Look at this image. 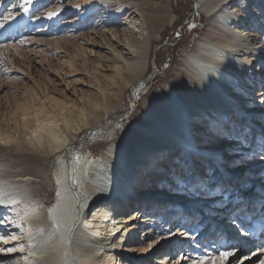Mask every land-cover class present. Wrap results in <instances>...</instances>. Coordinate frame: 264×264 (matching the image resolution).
Returning a JSON list of instances; mask_svg holds the SVG:
<instances>
[{"label": "bare ground", "instance_id": "6f19581e", "mask_svg": "<svg viewBox=\"0 0 264 264\" xmlns=\"http://www.w3.org/2000/svg\"><path fill=\"white\" fill-rule=\"evenodd\" d=\"M90 1V14L104 4L109 17L130 13L121 33L112 31V38L125 41L130 49L118 42L109 44V56L99 55L96 60L90 81L99 91L86 102L95 105L93 112L52 94L44 101L31 94L5 113L6 122L0 123V249H4L0 257L4 264H184L183 259L174 262V253L208 260L225 247L236 248V256L238 249L246 250L250 244L223 223L234 221L216 215H235L241 206L221 203L226 189L259 164L250 160L245 169L238 167L246 159L233 153L241 150L238 140L245 136L255 140L264 134L263 128L257 135L264 124V0H195L193 22L206 18V23L195 31L180 58L172 56L164 66L163 81L148 75L154 45L173 21L167 6L123 0L113 9L111 0ZM133 14L141 21H134ZM108 35L102 33L101 38L108 42ZM139 39L145 42L133 45ZM154 83H158L156 90L148 94L144 89ZM130 90L134 95L128 99ZM123 101L130 104L127 113L134 112L133 117L102 124ZM213 140L220 141V148H215ZM107 141L102 154L95 156L91 145ZM243 151L247 155L248 148ZM177 159L190 160L202 170L215 168V161L222 160L210 185L223 184L225 191L217 188L212 193L216 196L204 198L207 209L216 213L206 223L199 224L201 213L178 208L183 196L177 191L164 192L166 200L151 199L166 176V182L176 187L173 176L183 174ZM257 170L262 173L264 167ZM132 178L135 184L130 192L125 186ZM54 188L57 196L52 206L46 196L35 195V189L48 193ZM253 195V201L264 195V175ZM172 201L176 205L168 207ZM254 204L237 220L252 237L262 227L259 237L264 241V206ZM178 214H185L183 222L174 217ZM255 217H260L259 222H251ZM193 219H197L194 229H187ZM179 224L184 228L171 237L165 235L167 240L161 241L165 243L143 246L152 238L162 239L168 229L175 232ZM248 257L264 262V245Z\"/></svg>", "mask_w": 264, "mask_h": 264}, {"label": "rangeland", "instance_id": "374dc122", "mask_svg": "<svg viewBox=\"0 0 264 264\" xmlns=\"http://www.w3.org/2000/svg\"><path fill=\"white\" fill-rule=\"evenodd\" d=\"M121 1L123 0H111V4L113 5L112 8H117ZM150 1L154 3V7L160 4L166 5L170 11L169 15L171 20H173L166 30L167 34L164 33L162 38L158 39V42L154 45L150 62L152 69L148 76L151 78L160 77L161 81H163L164 79L162 78L166 77L164 74V66L168 65L167 62L170 61L172 56L173 59L174 57L175 59L180 58L183 49L189 46V43L194 39L195 31L204 27L206 18L197 19V23L193 22L194 15H192V11L195 0ZM89 3H91L90 0H31V4L26 3V0H0V25H3V27H0V123L6 122L5 113L7 111L13 109L18 102H23V99L26 101L25 98L28 99V96L31 94L36 95L39 101H44L47 96L50 97L53 95L56 98H61L60 100L64 99L67 100V102L69 101L68 103H73L78 107L84 108L88 112L94 111L95 105H88L86 103L90 95L96 94L99 91L95 83L90 81V78L93 77V67L96 65V60L99 58V55L109 56L111 51L109 44H116L118 42L120 45L130 49V47L124 43L123 37V42L112 38V31L121 33L122 29L126 27L130 13L128 12L119 18L116 16L109 17L108 10L106 9L108 7H104V4L98 7L97 12L90 14L88 12ZM25 8L28 9L27 12L24 11ZM48 12H56L57 15L49 19L47 18ZM136 14H133L131 18L136 16ZM134 21L140 22L141 18L136 16ZM106 32H108V37H110V41L107 40L108 42L104 41V38H101V34ZM144 42L145 40L139 39V42L133 43V45H141ZM85 62H87V64ZM155 62L157 63L156 65H154ZM173 65H175V63H173L172 66ZM157 85L158 83H154L153 85L149 84L144 90L148 91L147 93L149 94L156 90ZM131 92L130 90L128 93V99L134 95ZM92 101L93 103L95 102V100ZM127 103L128 101L121 102L118 112L108 113L106 115L107 117L103 119L101 123L106 125L114 124L127 116L131 119L134 112L127 113V111H129L128 105L130 106V104L128 103L127 105ZM250 122L251 121H249V123ZM129 128L130 124L123 128V139H126L127 130ZM263 128L264 124L258 128V136L262 133ZM80 139L81 137L76 138L75 143L79 142ZM254 139H256V136ZM248 140L250 144H255V140H251L250 138H248ZM211 143L216 144L215 148H220L221 143L219 140H213ZM108 145V141L97 142L91 145V150L95 156H98L102 154ZM88 147L87 145L82 151L88 153ZM245 148H248V146H245ZM202 153L205 154V152ZM250 160H254L257 163L259 162V164H256L255 171L246 172L243 177L229 184L226 189V195L224 199L221 200L222 204L230 201L231 203H237L238 206H241L235 213L237 217L247 212L252 202H254V205L257 207L260 204H264V195L257 201L252 200V198H255L253 195V193H255V187L259 179L264 175V172L261 173L257 170L262 166L264 167L262 164L264 159L252 157L246 159L244 163L238 162V164H241L245 169V165H247V162ZM168 169H171V167L169 166ZM199 173L201 176L204 174L202 169H199ZM179 174L181 176L183 175L180 172ZM131 177H133L132 174ZM168 177L169 176H166L165 181H162L165 183L157 185L158 192L152 194L151 199L163 198V200H166L162 196L164 192L168 190L176 191V187L172 186V182H166ZM249 179H251V181H248ZM211 180L212 179L208 181L209 184ZM134 184L135 181L133 178L127 182L128 187L125 186L127 191L130 190L131 192ZM212 193L213 191L211 189L207 192H197L195 195L199 194L198 199H195V196L191 193H181L183 197L178 201V208H180L181 211H185V213H201L203 219L199 224L206 223L210 220L211 214H216L214 210L207 209L208 204L204 199L209 195L216 196L215 193ZM35 195L38 198L46 196L50 203L49 206H52L56 200L57 191L56 188H54L51 192L45 193L44 190L38 191L35 189ZM248 199L250 203L247 202ZM173 205H176V202H170L168 207H172ZM254 213L255 211H251L252 216H254ZM183 215L185 216V214H178V216L174 217H176L179 222H183ZM220 215L226 216L225 213H220L216 215L218 219ZM168 218V216H165L164 219V224L166 226H168ZM224 221L226 220L224 219ZM189 222L192 223L187 225V229L189 226L191 229H194L193 225L197 223V219H193ZM184 224L186 226V223ZM209 227H211L210 224ZM181 228H184V226L179 224L175 232H178ZM195 229L197 231L198 227ZM207 238L204 239V243L207 241ZM221 239L219 240L220 242L223 241ZM153 240L157 241L159 244H163L165 242L161 241L167 239L164 236L162 239H160V237L152 238L145 242L143 246H146L148 242ZM204 243L203 245H206ZM263 245L264 241L247 245V248L245 246L246 250L239 249L240 253H237L234 258L225 261L224 264H238L236 257H240L242 264H262V258L253 260V257L251 258L248 256L254 251L256 252V250ZM167 246L168 243L163 246L164 250L167 249ZM234 249L236 248L233 247L232 251ZM225 250L231 249L225 247L223 251ZM178 254L181 253H174L173 257ZM132 259L135 258L132 257ZM5 261L4 257H0V264H4ZM175 261L176 260H174V262ZM150 264H153V261H151Z\"/></svg>", "mask_w": 264, "mask_h": 264}, {"label": "snow or ice", "instance_id": "6c2138e0", "mask_svg": "<svg viewBox=\"0 0 264 264\" xmlns=\"http://www.w3.org/2000/svg\"><path fill=\"white\" fill-rule=\"evenodd\" d=\"M26 3L31 4V0H26ZM78 7V6H77ZM25 12L28 11L27 8L24 9ZM35 15V14H34ZM56 12H48L47 18H52L56 16ZM0 27H3V25H0ZM6 144L9 143V141H4ZM237 143L240 144L241 150H238L234 152L233 154L238 159H249L252 157L264 159V134H262L259 138L255 139V144H250L247 136H245L244 140L240 141L238 140ZM245 146H248L247 155H245L243 149ZM190 151V148L188 149ZM177 164H179L180 168L183 171V175L176 174L173 176V181L176 185V191L178 193H191L192 195H195L197 192H207L209 189L212 191H215L217 188L220 189L221 193L225 191V188L223 184H216L215 187H212L208 181L215 176V172L218 170L219 167L223 166L222 160L221 161H215L216 167L212 168L209 166H205L203 168V176L200 175L199 169H197L194 164L188 160L185 162H182L181 160L177 159ZM233 164H236V161H233ZM239 167L240 165L237 164ZM3 220L0 219V223H2ZM177 232H174L171 229L166 230L164 234H162L161 238L163 236L171 237L172 235H176ZM187 235H191V233H187ZM157 241L153 240L151 242H148V246L151 247L154 243ZM239 250V249H238ZM0 251H4V249H0ZM7 251H12V249H7ZM218 255L213 256L209 258L208 260H197L195 258L189 257L187 253L178 254L175 257H172L173 260H184V264H224L226 260H228L229 257L235 256V252L232 250H225L222 254H219V249H217ZM236 260L238 264H242V261L240 260V257H236ZM264 264V262H262Z\"/></svg>", "mask_w": 264, "mask_h": 264}]
</instances>
